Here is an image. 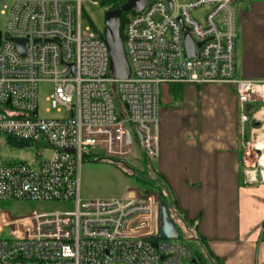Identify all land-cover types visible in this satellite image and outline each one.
Listing matches in <instances>:
<instances>
[{"label": "built area", "instance_id": "obj_1", "mask_svg": "<svg viewBox=\"0 0 264 264\" xmlns=\"http://www.w3.org/2000/svg\"><path fill=\"white\" fill-rule=\"evenodd\" d=\"M83 2L101 0H0V135L34 149L31 162H0V201L70 206L15 219L0 211V264H192L184 243L159 238L153 194L128 188L119 197L84 198L80 169L85 155L127 165L134 149L149 163L157 157L164 83H232L242 123L247 104L264 103V82L234 77L236 0H148L128 11L120 31L130 72L120 79L110 75L102 32L81 28ZM200 7L202 18L193 15ZM15 39L26 40L21 50ZM40 80L53 84L48 102L61 116H39ZM252 150L260 164L264 144ZM256 171L244 170L247 182Z\"/></svg>", "mask_w": 264, "mask_h": 264}, {"label": "crops", "instance_id": "obj_2", "mask_svg": "<svg viewBox=\"0 0 264 264\" xmlns=\"http://www.w3.org/2000/svg\"><path fill=\"white\" fill-rule=\"evenodd\" d=\"M240 1L234 77L264 82V0ZM159 106L158 154L148 169L167 186L170 219L223 264H264V182H247L243 164L249 146L264 144V104H247L242 123L234 85L214 82L164 83Z\"/></svg>", "mask_w": 264, "mask_h": 264}, {"label": "rangeland", "instance_id": "obj_3", "mask_svg": "<svg viewBox=\"0 0 264 264\" xmlns=\"http://www.w3.org/2000/svg\"><path fill=\"white\" fill-rule=\"evenodd\" d=\"M241 1L238 0L239 5ZM82 9L87 16V18L82 19L81 28L84 30L85 28H95L97 31L103 32L104 27V13L106 11V7L101 3L91 4L89 2L82 3ZM2 8L0 7V26L4 21V14L1 13ZM206 12V7H200L197 10L193 11V15L202 18L204 13ZM53 84L47 80H40L37 84V104H38V114L40 117H59L63 114V111H56L55 109L49 106L48 98L52 92ZM260 104H264L260 101H256ZM116 103V100H115ZM116 110V108H115ZM263 122V121H262ZM248 147V151H250L249 157L251 158L248 162V166H244L245 169H254L256 168V180L253 182L259 181V171L264 170L257 162L258 159V151L254 153V150ZM256 147V146H253ZM251 149V150H250ZM136 155L132 154L127 158V163L129 165L125 166L128 169V173H131L132 176H124L120 175V173L112 168L109 165H105L99 162L92 163L90 161H83L80 169V178H81V195L85 196L84 191H89L90 197H101V198H114L119 197V193L123 191L124 185L127 187L138 188L141 192H143L144 188L147 186L139 180V178H146L148 175L151 177V170H148V164L142 161L141 156L138 155L136 150L133 152ZM44 158L50 155V151L46 150L43 152ZM34 159V149L30 147H22L18 148V146H11L6 143L2 136L0 135V162H11L17 160H25L27 162H31ZM131 165V166H130ZM146 169V170H143ZM148 192L153 194L157 198L158 202V210L159 205L162 200L159 199L157 190L150 189ZM88 193V194H89ZM70 208L69 204L63 202H39V201H24V200H4L0 201V211L8 213L11 219L21 218L29 215L32 211H40V210H54V209H66ZM173 210L171 207L168 210V215L170 217V212ZM174 223V222H173ZM178 229V225L175 226ZM179 236L176 238H169L168 241L171 242H181L184 243L191 250H198L205 254L203 245L193 238H190V233L183 231L182 229H178ZM207 264H212L209 258H206Z\"/></svg>", "mask_w": 264, "mask_h": 264}, {"label": "water", "instance_id": "obj_4", "mask_svg": "<svg viewBox=\"0 0 264 264\" xmlns=\"http://www.w3.org/2000/svg\"><path fill=\"white\" fill-rule=\"evenodd\" d=\"M147 1L148 0H125L119 7L106 10L104 13L102 38L108 49L109 72L113 78H126L130 72L122 43V34L120 31L122 20L120 15L122 12L126 11L139 12L146 5ZM169 8L171 9V6ZM14 42L19 50L26 44V40L22 39H15ZM184 50L187 56H193L196 51V46L188 34H185L184 37ZM126 141L129 142L128 135ZM178 236L179 231L168 216L165 203L161 201L159 205V238L169 239ZM152 243L156 245L155 241H152ZM191 263L196 264V260L192 258Z\"/></svg>", "mask_w": 264, "mask_h": 264}, {"label": "trees", "instance_id": "obj_5", "mask_svg": "<svg viewBox=\"0 0 264 264\" xmlns=\"http://www.w3.org/2000/svg\"><path fill=\"white\" fill-rule=\"evenodd\" d=\"M124 1L125 0H101L102 4L106 7V10H111V9H115V8L119 7L120 5H122L124 3ZM127 12L128 11L121 13L120 18H121L122 22L124 20L125 14ZM120 30H121V27H120ZM10 143L15 145V146H18V147L22 146L21 144L16 143L14 141H10ZM83 160H85V161L109 162V163L113 164L114 166H116L117 168H119L125 175L132 176L131 173H128V169H126V167H125V166H127V164L121 163L120 161L108 160L105 157L98 156V155L95 157H94V155H85ZM144 161H145V163L149 164V162L146 161L145 159H144ZM128 168H130V167H128ZM151 174H152L151 177L148 175V177H146V178L145 177L139 178V180H141V182L143 184L147 185L144 188L143 192H148L150 189L155 188L157 190L159 199L165 203L167 211L171 207L173 208V210H175V207H174L172 201L167 198V195H166L167 186H166V184L163 182V180L158 175H155L152 172H151ZM204 251H205L204 252L205 254H203V252H200L196 249L191 250V256L193 259L196 260V264H207L206 263L207 257L209 258V260L212 264H223V262L218 257L212 255L208 250H204Z\"/></svg>", "mask_w": 264, "mask_h": 264}, {"label": "bare ground", "instance_id": "obj_6", "mask_svg": "<svg viewBox=\"0 0 264 264\" xmlns=\"http://www.w3.org/2000/svg\"><path fill=\"white\" fill-rule=\"evenodd\" d=\"M263 111V110H262ZM263 112H261V114H262ZM262 131V130H261ZM253 145H256L257 147H261L263 144H262V141H260V142H258V143H256V144H253ZM260 162L262 163V164H264V156L261 158V160H260ZM263 175H264V173H263Z\"/></svg>", "mask_w": 264, "mask_h": 264}]
</instances>
